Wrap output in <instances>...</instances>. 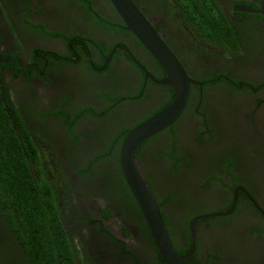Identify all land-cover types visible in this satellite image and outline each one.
Segmentation results:
<instances>
[{
	"label": "flooded vegetation",
	"instance_id": "af4514ba",
	"mask_svg": "<svg viewBox=\"0 0 264 264\" xmlns=\"http://www.w3.org/2000/svg\"><path fill=\"white\" fill-rule=\"evenodd\" d=\"M132 1L195 80L178 118L135 150L176 252L264 264V0ZM165 78L109 0H0V102L33 149L59 153L49 176L70 192L61 219L87 264H164L119 150L174 99Z\"/></svg>",
	"mask_w": 264,
	"mask_h": 264
},
{
	"label": "trees",
	"instance_id": "16d2710c",
	"mask_svg": "<svg viewBox=\"0 0 264 264\" xmlns=\"http://www.w3.org/2000/svg\"><path fill=\"white\" fill-rule=\"evenodd\" d=\"M202 26L209 36H216L217 31L207 28L206 22H202ZM15 37L17 39L18 36L15 34ZM7 117L4 105L0 102V247L5 250L8 263H91L92 257L87 256L84 247L81 255L80 250L68 238L61 219L64 210L59 207L58 202L60 199L70 198V192L65 186L64 194L61 195L56 189L54 177L49 176V173L54 175L51 168L55 167L53 162L60 157L59 153H54L49 162L43 152L40 154L33 149V145L27 141V133H19ZM70 134L76 135L71 130ZM30 159L35 163L41 162L42 167L36 166L39 176ZM79 170L74 172L81 175L86 172ZM130 198L133 199L131 195ZM132 203L137 208L134 199ZM65 215L69 219L67 212ZM161 216L164 219L162 212ZM65 223L69 228L66 220Z\"/></svg>",
	"mask_w": 264,
	"mask_h": 264
},
{
	"label": "water",
	"instance_id": "95a60500",
	"mask_svg": "<svg viewBox=\"0 0 264 264\" xmlns=\"http://www.w3.org/2000/svg\"><path fill=\"white\" fill-rule=\"evenodd\" d=\"M109 1L123 21L124 27L138 39L165 72L166 78L159 83L171 86L174 91V99L165 108L128 131L119 150V165L128 189L144 217L161 261L164 264H186L184 259L188 256L176 252L154 196L141 172L135 150L143 140L168 127L178 118L185 107L190 84L195 80L186 72L181 61L132 0Z\"/></svg>",
	"mask_w": 264,
	"mask_h": 264
},
{
	"label": "rangeland",
	"instance_id": "374dc122",
	"mask_svg": "<svg viewBox=\"0 0 264 264\" xmlns=\"http://www.w3.org/2000/svg\"><path fill=\"white\" fill-rule=\"evenodd\" d=\"M109 169H110L109 173H111L112 171H115L116 167L113 166V167H111V168H109Z\"/></svg>",
	"mask_w": 264,
	"mask_h": 264
}]
</instances>
